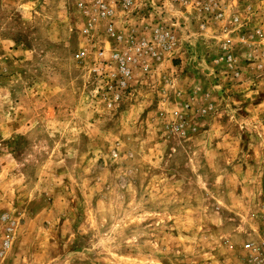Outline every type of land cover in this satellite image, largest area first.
<instances>
[{"label": "rangeland", "instance_id": "obj_1", "mask_svg": "<svg viewBox=\"0 0 264 264\" xmlns=\"http://www.w3.org/2000/svg\"><path fill=\"white\" fill-rule=\"evenodd\" d=\"M95 1L0 0V264H244L264 244V0ZM156 28L171 46L112 99L113 51Z\"/></svg>", "mask_w": 264, "mask_h": 264}, {"label": "built area", "instance_id": "obj_2", "mask_svg": "<svg viewBox=\"0 0 264 264\" xmlns=\"http://www.w3.org/2000/svg\"><path fill=\"white\" fill-rule=\"evenodd\" d=\"M108 1L104 0H96L94 2L93 10L97 12V16L100 18H110L112 17V10L109 8ZM131 0H112V4L116 6L126 7L129 5ZM108 32L110 35L115 36V38L120 39L123 36L121 34H117L112 25H108ZM155 34L151 35V41L146 38H142L138 45L130 46L131 50L135 49L136 53L134 56H130L128 54H121L119 50H114L111 55V60L115 65L114 71H109L102 75V80L107 82L108 88H112V83L116 81L114 86L116 88H120V92H115L112 96L114 100H118L120 98L121 93L124 92L125 88L129 86V80L132 76V71L135 65L138 64L139 61H142L140 66L144 71L148 70L149 65L144 62L146 56H155L154 44H158L160 46H171L173 36L170 32L165 31L162 28H156ZM168 38L169 42L163 41V39ZM133 40V39H132ZM225 47V45H224ZM85 55V51L81 50L76 53L77 58H82ZM96 71L98 68H94ZM101 75V74H100ZM106 87V90H108ZM122 91V92H121ZM107 95V96H106ZM107 98H109V94H105ZM8 246V241H5L4 247ZM243 249L247 252L246 255L242 258L244 259V264H264V244L256 245L253 242H246L243 244Z\"/></svg>", "mask_w": 264, "mask_h": 264}, {"label": "crops", "instance_id": "obj_3", "mask_svg": "<svg viewBox=\"0 0 264 264\" xmlns=\"http://www.w3.org/2000/svg\"><path fill=\"white\" fill-rule=\"evenodd\" d=\"M188 37H192V38H193V36H192V35H189V34L187 35V38H188ZM187 41L189 42V40H187ZM176 46H177V45H176Z\"/></svg>", "mask_w": 264, "mask_h": 264}]
</instances>
